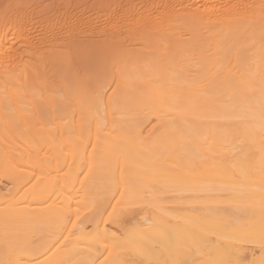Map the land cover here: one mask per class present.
<instances>
[{
    "label": "bare ground",
    "instance_id": "bare-ground-1",
    "mask_svg": "<svg viewBox=\"0 0 264 264\" xmlns=\"http://www.w3.org/2000/svg\"><path fill=\"white\" fill-rule=\"evenodd\" d=\"M0 264H264V0H0Z\"/></svg>",
    "mask_w": 264,
    "mask_h": 264
}]
</instances>
